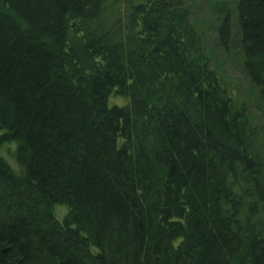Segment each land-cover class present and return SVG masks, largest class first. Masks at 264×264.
Segmentation results:
<instances>
[{
	"label": "trees",
	"instance_id": "16d2710c",
	"mask_svg": "<svg viewBox=\"0 0 264 264\" xmlns=\"http://www.w3.org/2000/svg\"><path fill=\"white\" fill-rule=\"evenodd\" d=\"M235 7L264 117V0ZM205 45L184 0H0V264H264V124Z\"/></svg>",
	"mask_w": 264,
	"mask_h": 264
},
{
	"label": "rangeland",
	"instance_id": "374dc122",
	"mask_svg": "<svg viewBox=\"0 0 264 264\" xmlns=\"http://www.w3.org/2000/svg\"><path fill=\"white\" fill-rule=\"evenodd\" d=\"M225 1L226 0H184L186 7L190 9L191 21H193L197 30L204 35L206 54L209 56L211 67L218 72L219 76H221L224 86L227 87L233 98H235L240 104L245 103L250 119L263 125L264 117L254 106L257 90L250 82V79L244 70V52H242L241 41H239L240 33L235 25L236 0H227L229 8L232 9L229 18V45L224 47L221 42H219L217 29L220 20L218 17L219 14H223V11L219 12L217 2ZM111 102L124 103V100L119 97H112L110 103ZM2 134L3 132L0 131V136ZM16 147L17 143L15 142H5V144L0 147V153L17 172V170H20V167L14 158ZM67 212L68 207L65 205L55 206L56 218L61 223H64Z\"/></svg>",
	"mask_w": 264,
	"mask_h": 264
}]
</instances>
